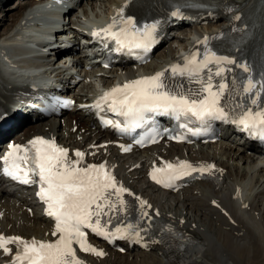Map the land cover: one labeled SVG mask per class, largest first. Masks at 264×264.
<instances>
[{
	"label": "snow or ice",
	"instance_id": "obj_1",
	"mask_svg": "<svg viewBox=\"0 0 264 264\" xmlns=\"http://www.w3.org/2000/svg\"><path fill=\"white\" fill-rule=\"evenodd\" d=\"M178 13H174L176 15ZM119 20L107 27L94 31L93 37H100L103 33L105 40L115 42L116 52L136 54V50L148 51L153 40L157 24L137 27L131 19L123 18V10L117 13ZM239 17H237L238 19ZM119 30L114 31L117 24ZM209 37L198 41L206 45ZM199 51L184 57L182 64H172L168 68L156 72L151 76H144L117 85L103 93L92 106L100 111L107 109L125 118V126L119 122L105 121L112 124L119 131L124 132L140 126L145 113H161L174 117L177 121L194 118L195 121L221 120L231 123L249 132L253 138H264V107H260L264 94V82L247 78L235 99L229 85L225 82L213 83L214 77H223V64H234L235 61L227 57L216 56L206 51L203 58H199ZM218 67L213 70L209 65ZM108 65L105 64V67ZM244 72H249L246 65H241ZM207 69L206 78L201 75ZM178 78H186L199 85L195 91L184 90V85L172 83ZM247 101V105L244 101ZM180 127H187L181 124ZM192 132L191 129H189ZM193 135L199 134L192 132ZM170 139L173 137H169ZM183 139V137H175ZM149 142L156 143V137L149 138ZM143 144V141H139ZM130 149L124 148V151ZM84 153L75 152V160L69 158L68 150L59 147L54 140L36 137L28 142V146L10 145L6 154L0 157L3 162V173L23 184L39 185L37 196L46 205V214L55 221L53 241H39L33 238L25 240L19 236L6 237L0 234V249L9 253V245H16L17 251L13 264H84L77 256L73 245L79 250L98 257L105 255L88 242V235L84 229L106 239H130L139 242L141 229L139 222L128 223L123 227H116L109 231L107 225L115 218L116 213H125L128 205L124 194L133 195L123 185L118 184L115 177L108 171L106 164H89L81 167ZM214 168V165L193 166L187 161L165 163L162 167H153L150 176L157 184L166 188L174 186V182L193 173L201 174ZM38 178V179H37ZM140 203L139 220L151 217L145 211L147 201L136 197ZM151 207V205H147ZM156 215H159L157 212ZM106 217L102 221V218ZM159 243V241H154Z\"/></svg>",
	"mask_w": 264,
	"mask_h": 264
},
{
	"label": "bare ground",
	"instance_id": "obj_2",
	"mask_svg": "<svg viewBox=\"0 0 264 264\" xmlns=\"http://www.w3.org/2000/svg\"><path fill=\"white\" fill-rule=\"evenodd\" d=\"M120 1L121 0H77V2H75L74 4H72V5L70 4L71 6H69L67 9L64 8L65 6L61 5V7L57 8L58 15L61 14L63 19H65V18L67 19V21H64L61 23V26H62V28L65 29V28H69V26L71 25L72 22L73 23H75V22L82 23L81 21H79V19L81 17L83 18V20L88 19V18H92V19L100 18L101 19V18H103L104 15H106L107 13L110 12L113 4L119 5ZM234 1L238 5L239 9H243V8L248 7V5H250V4L256 3L258 0H234ZM34 2H35V0H16V5L13 7V10L9 11V14L7 17L8 22H2L4 20V18L6 17V13H4L2 10L3 8L1 9V7H0V12L2 14V16L0 17V34H2V38H0V40L6 41L7 39H11V38H7V33L10 31V29L13 27V25H15L16 23L18 24V23L22 22L21 19L24 16L23 14H25L27 9L30 8ZM71 9H73V10H71ZM261 11H262L261 12L262 28H261L260 36L262 39H264V4L261 8ZM226 22H227L226 13L220 12L219 14H216V19L214 21L208 22L206 25H201L200 27L194 26L195 27L194 30L198 34L204 32V31H206V32L207 31H215V30L221 28V25L226 24ZM182 23H183V21H181L179 23V25L177 26V28H180L179 30L185 29L181 25ZM186 38L187 37H185V39H181V41L184 42L183 44H185L186 42L189 43L188 40L186 41ZM177 40H179V38ZM6 42H8V41H6ZM75 47L76 46H72L71 48H75ZM54 53H56V52H54ZM64 55H66V54H64ZM48 58L49 59L52 58L51 53L48 55ZM75 61H77V60L74 59L71 61V63H73V62L75 63ZM261 61L264 62V60H262V59H261ZM49 63H53V62L50 61ZM72 89L70 91H72V93L75 96H77L78 92L75 90H72ZM31 114L35 115L34 111H31ZM69 114L72 115V117L73 116L76 117V119L73 122H70L71 117H64V118H62L63 124H60V123L54 124V122H52L48 126V130L55 131V130H58L59 126L61 128H63L66 125H68V127L70 128L73 125V123L78 124V122L81 126V125H84L88 120V116L82 117L81 115H79V112H77L76 110L72 111ZM30 116L26 115V119H28ZM34 126L35 125L32 124V125H30V128H34ZM12 130H14L13 127L5 128L4 131L0 132V136L3 137L7 133L11 134V137L17 136L18 134H13L14 132L12 133ZM24 133H26V134L30 133L29 129H24V132H22V134H24ZM220 137L222 138V140H220L221 143L219 145H216V143H215L212 148L213 149L218 148V151H220V154L224 155V157L227 159L234 160V164H236L237 166H239L238 163L241 159V162L244 163L241 167L242 171L239 174L237 172H234V176H233L234 180L230 184V187H229V181L227 182V185H228L227 186L228 187L227 192L228 193L223 195V197L218 198L221 194H224L223 191H222L223 193L217 194V192L213 189H206V186L211 185V184L208 181H202L200 183V185L193 186L192 188L197 189L200 186H203L202 187V189L204 190L203 195L205 196V199H208L207 203L205 204V203H203V201H201V203H199L195 207H192L188 202L190 200L189 199L186 201L187 203H185V202L183 203V201H182V205L183 206L188 205L189 208H193L194 215H198V214L201 215L202 213L205 214V217H206L205 219L207 220L206 226H207V228H209V232L211 234V236L206 240L208 242V245L206 247V251H207L209 257L210 256L219 257V254H220L219 253L220 251L218 249H216L210 245V240H212V241H216L218 243V246L220 248H222V250H224L229 257L232 258V261H234L235 264H262V263L264 264V259H263V257H264V223H262L261 221H259L258 219L255 218V214L253 211L256 208L250 200L246 202V205L249 206L248 208L250 210H248L246 208V206L245 207H243V205L241 206L242 202L244 200H247V198H248L247 193L251 192L250 180L252 178H254V181L257 179H260L261 181L264 180V176H263L264 166H262L261 163H258L256 161H254V162L250 161V160H252V157H250V155H247L244 153V151L246 149H254V151H256L255 144L252 142H249L245 137L241 136L240 134L238 135L237 133L233 132V130L231 128H228V127L225 128L221 132ZM225 140L233 141V142H235V145L232 146L231 144H229V142L225 143L224 142ZM222 144H223V146H221ZM260 170H261V172L259 173ZM244 172L249 174V177H250L249 180L244 181L242 179L241 174ZM143 179L145 181H147L144 177H143ZM147 184H148V186H150L148 181H147ZM236 187H240L241 195H239L237 197H233V196H231V194H232L233 189ZM25 191H27V190H25ZM5 193H6L5 188L0 187V198ZM25 194L30 195L29 192H27ZM195 195L191 199H194ZM254 196H255V194H254ZM13 197H14L15 202L18 199V201L20 200L21 203L26 204V206H29L30 205L29 202L33 201L31 195H30L31 201L26 200V197L22 196V195L16 196L15 194H13ZM149 197H150V195H149ZM214 201H217L220 206L225 208V210L230 215V217L233 218L235 224L233 222H231L228 219V217L226 218V216L222 212H220L219 207L213 206ZM35 204L38 205L34 201V205ZM2 206H3V204L0 202V210H1ZM21 207L22 206H20V204H18L17 206L14 207V210L11 214V215H13V218H11V216L8 217L9 215L8 216L4 215L3 217H4L5 222L1 220L0 225L6 227V224L8 223L9 220L14 221V218H18V219H22V220L24 219L25 223H27V222L30 223V221H32L31 225H29L28 228L23 227L22 229H18L15 231L21 232V233L27 232L26 233L27 235L31 234V233H33V234L39 233V235L44 234L45 229L47 228L46 226L48 225L49 221L46 219L44 214L41 213V209L40 208L38 210H37V208L33 209V213H32L33 215H31L32 218L29 219L27 217L29 214L27 213L26 209L21 208ZM206 209H207V211H206ZM208 209L211 211V213H214L216 215L215 218H213L212 215L209 214ZM3 211H4V209H3ZM178 216L184 218L185 223H183V225H185V227H188V226L190 227L191 233L194 236V238L196 239L195 241H197L199 239H205L206 238V234H204V232H202V233L199 232V230H198L199 228L196 225L194 227H192V221L190 219H188V220L185 219V215L183 216V215L177 214V218H179ZM216 218L217 219L219 218L221 223L230 225L229 227H231V229H233L232 231L234 233H237V231H235V230H241L243 233V235H241V236H243V237L244 236H251L253 238L250 241H247V240L240 241L237 238H233V237H238V234H233V233L225 230L222 227L221 223H219V222H217L216 224H220L221 227H218L217 225L215 226L212 221H215ZM46 236H48V235H46ZM195 241H189L188 243H184V245L182 247L178 248L177 251H175V253L173 255L166 254L164 252L165 250H163L161 248L162 246L161 247L160 246L159 247L154 246L153 248L161 250L162 253L164 252L163 255H164L165 260H164V262L162 261L163 262L162 264H202V263L196 262L195 258L192 257V255L190 253L188 255H184V253H183L184 251L187 250L186 248L189 245L194 244ZM190 250H191V248H190ZM222 255H223V253H222ZM182 256H185V259H181ZM190 258H192V260H189ZM103 261H104V259L101 260L102 264L105 263ZM145 262L146 261L142 260L141 264H161L159 262L156 263V261H154V260L151 262H146V263ZM107 263H109V262H107ZM107 263H105V264H107Z\"/></svg>",
	"mask_w": 264,
	"mask_h": 264
},
{
	"label": "rangeland",
	"instance_id": "obj_3",
	"mask_svg": "<svg viewBox=\"0 0 264 264\" xmlns=\"http://www.w3.org/2000/svg\"><path fill=\"white\" fill-rule=\"evenodd\" d=\"M13 3H14V0H4L3 2H2V4H1V9L2 8H4V9H2L3 10V12L4 13H6V17L4 18V20L2 21V22H8V14H9V11L10 10H13V7L16 5V2H15V4L13 5ZM84 4V3H83ZM82 4V5H83ZM11 5H13V7L11 6ZM10 7H12V9H9ZM5 9H8V10H5ZM2 16V14H1V12H0V17ZM184 28V27H183ZM189 29V28H188ZM28 122V121H27ZM232 181L233 180H230L229 181V187H230V184L232 183ZM228 185L226 184V186L224 187V190H223V192H224V195L226 194V193H228L227 192V187ZM194 189H196V188H194ZM192 190V189H191ZM201 196V195H200ZM200 196H196L195 197V199L196 200H198V198H200ZM184 202H186V201H184ZM170 204H172L171 205V208H173L174 210H184V209H181V206H183L182 205V201H179V202H176V201H174L173 203H170ZM190 204V203H189ZM187 207H188V205H187ZM190 210L193 212V208H190ZM168 211H170V210H168ZM190 212V211H189ZM169 213H171V212H169ZM175 213H177V212H175ZM177 214H179V215H183L184 216V214L183 213H177ZM189 216L188 218L186 217V216ZM185 214V219H190L191 221L194 219V221H196L197 222V218L196 217H193V219H192V216L190 215V214ZM192 215H194V212L192 213ZM263 216H264V211H263ZM263 216H260V218H262V219H264L263 218ZM204 223H202V225H200L201 227H203L202 228V230L203 231H206V230H208L209 231V228H207V226H206V224H207V220L205 219V220H202ZM217 221V220H216ZM216 221L213 223L214 225L216 224ZM232 222V221H231ZM16 223V225H18V223L17 222H15ZM197 227H198V224L196 225ZM202 231V232H203ZM199 232H201L200 230H199ZM201 232V233H202ZM205 234H207V236H208V238L211 236V234H210V232H208V233H205ZM207 240V239H206ZM207 245H208V242L207 241H205V243H202V244H200L197 248H196V246H192V245H189V247L187 248V251L185 252V255L186 254H189V253H191V255L192 254H195L196 256H201L204 252H205V250H206V247H207ZM210 245L211 246H213L214 248H216V249H218L219 250V247H217L218 246V243L216 242V241H212V240H210ZM192 246V247H191ZM190 248H191V250H190ZM205 249V250H204ZM191 252H190V251ZM194 251V252H193ZM207 252V251H206ZM205 252V253H206ZM120 255H118V256H116V257H114V258H112V259H114V260H116L115 262L116 263H118V264H121L122 262L124 263L125 261L126 262H129L130 264H133L134 263V259H137V261L138 260H144V261H146V262H150V260H148V259H151L152 261L153 260H155L156 261V263L157 262H159V261H161V259L160 258H158V257H155V255L153 256V255H151V253H144V252H141V251H137L136 249H134V250H132V251H129V252H126V253H124L123 254V252H120L119 253ZM201 254V255H200ZM222 256V257H221ZM224 256V257H223ZM150 257V258H149ZM158 258V259H157ZM122 259V260H121ZM126 259V260H125ZM164 260H165V258H163V262H164ZM189 260H192V258H190ZM188 260V261H189ZM210 260V261H209ZM132 261V262H131ZM159 262V263H163V262ZM141 262V261H140ZM145 262V263H146ZM203 262H205L204 264H235V262L234 261H232V259L229 257V256H227L226 254H224L223 253V255H222V253H221V255H220V258L217 260V261H212L211 260V258L209 257V256H207V258L206 257H204L203 258ZM234 262V263H233Z\"/></svg>",
	"mask_w": 264,
	"mask_h": 264
}]
</instances>
